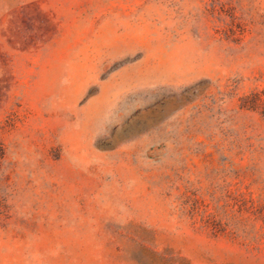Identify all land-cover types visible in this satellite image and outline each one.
<instances>
[{"label": "rangeland", "instance_id": "374dc122", "mask_svg": "<svg viewBox=\"0 0 264 264\" xmlns=\"http://www.w3.org/2000/svg\"><path fill=\"white\" fill-rule=\"evenodd\" d=\"M0 264H264V0H0Z\"/></svg>", "mask_w": 264, "mask_h": 264}]
</instances>
